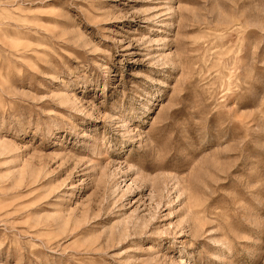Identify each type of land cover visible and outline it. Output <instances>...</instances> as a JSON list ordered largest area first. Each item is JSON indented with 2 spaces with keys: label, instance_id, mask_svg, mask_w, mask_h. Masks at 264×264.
<instances>
[{
  "label": "rangeland",
  "instance_id": "obj_1",
  "mask_svg": "<svg viewBox=\"0 0 264 264\" xmlns=\"http://www.w3.org/2000/svg\"><path fill=\"white\" fill-rule=\"evenodd\" d=\"M0 264H264V0H0Z\"/></svg>",
  "mask_w": 264,
  "mask_h": 264
}]
</instances>
